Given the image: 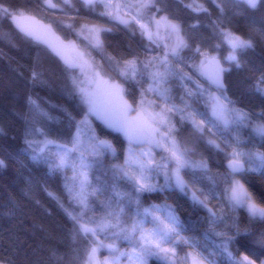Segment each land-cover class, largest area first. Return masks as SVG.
Listing matches in <instances>:
<instances>
[{"label":"snow or ice","instance_id":"obj_1","mask_svg":"<svg viewBox=\"0 0 264 264\" xmlns=\"http://www.w3.org/2000/svg\"><path fill=\"white\" fill-rule=\"evenodd\" d=\"M180 2L193 13L190 22L167 0H42L53 18L45 23L31 8L0 0V22L61 64L73 101L53 106L63 114L53 117L28 95L22 152L63 178L67 201L48 196L67 217L73 244L84 245L78 264H264V196L258 201L247 187L252 173L264 177V58L240 97L229 95L226 83L245 69L248 51L264 46V0H210L215 15L200 0ZM238 18L246 31L234 28ZM116 28L129 41L126 52L112 55L105 41ZM28 82L48 85L39 54ZM244 96L259 103L249 106ZM201 143L223 172L213 171ZM169 193L204 215L185 223ZM153 194L163 202L146 204ZM242 211L249 224L260 223L258 235L241 226ZM244 236L259 253L241 250ZM101 249L108 254L101 257ZM48 251V264H62L55 247ZM24 255L16 240L0 246V264H42Z\"/></svg>","mask_w":264,"mask_h":264},{"label":"trees","instance_id":"obj_2","mask_svg":"<svg viewBox=\"0 0 264 264\" xmlns=\"http://www.w3.org/2000/svg\"><path fill=\"white\" fill-rule=\"evenodd\" d=\"M14 3L23 4L32 9L33 14L43 19L45 23L52 22L51 14L40 7L42 0H13ZM189 3L191 0H183ZM206 4L215 15V8L210 0H200ZM170 10L190 22L193 13L184 8L180 0H167ZM259 20L260 13L254 14ZM202 21L207 22L206 16H201ZM247 22L241 18L234 25L236 30L246 31ZM259 26V25H258ZM55 31L63 38H69V34L61 26L53 23ZM205 35L210 33L205 32ZM70 38L76 39L75 35ZM129 37L127 33L116 28L106 37L105 47L112 55L127 51ZM77 42L84 47L82 40ZM39 54L42 67L46 71L48 85L45 87H31L28 82L30 69L35 57ZM93 56L104 62L101 56L93 51ZM264 58V46L258 45L254 51H248L243 56L245 69L234 70L226 78L229 86V95L240 97L246 90V77L253 75V69H259ZM65 79L61 64L51 57L44 48L37 47L26 41L18 29L8 21L0 22V160L4 166L0 167V246H6L13 240L21 244L24 256L35 262L48 264L49 248L55 247L62 255V264H78V258L83 255L84 245L73 244L68 235L69 222L63 212L56 207L55 202L48 196V191L55 192L67 201L63 191V178L52 176L44 164L33 163L26 154L24 148V116L28 114L27 96L32 95L38 103L53 117H62L63 114L55 105H63L71 108L73 101L65 94ZM245 104L254 106L259 99L242 97ZM57 127L56 124H52ZM190 129L185 126L183 134L187 135ZM258 142V138H257ZM119 147V145H117ZM199 151L209 158V165L213 171H224L222 166L214 162L212 152L202 143L198 145ZM70 175V171L68 172ZM251 183L247 184L249 191L260 201L264 196V177L259 173L249 176ZM47 189V191L45 190ZM167 202L172 204L181 220L188 223L196 220L198 215H204L202 211L194 212L191 202L178 193H169ZM162 203L163 197L153 194L145 199V203ZM11 211V215L7 214ZM241 226H247L251 231L259 234L261 225L259 222L249 224L247 214L240 213ZM202 229L197 227L195 234L199 235ZM18 238V239H17ZM241 250L252 248L257 253L260 249L253 243L252 236L240 238ZM179 251V249H178ZM150 264H157L152 260Z\"/></svg>","mask_w":264,"mask_h":264},{"label":"rangeland","instance_id":"obj_3","mask_svg":"<svg viewBox=\"0 0 264 264\" xmlns=\"http://www.w3.org/2000/svg\"><path fill=\"white\" fill-rule=\"evenodd\" d=\"M202 1V0H201ZM55 2H59V0H55ZM38 18V17H37ZM38 19H40V18H38ZM78 43V42H77ZM79 44V43H78ZM80 45V44H79ZM81 46V45H80ZM97 59V58H96ZM98 60V59H97ZM70 175H71V172H70ZM162 182V181H161ZM120 247H127V245H126V243L125 242H123V241H121L120 242ZM108 253H107V250H105V249H101V253H100V255H101V257H103L104 255H107Z\"/></svg>","mask_w":264,"mask_h":264},{"label":"water","instance_id":"obj_4","mask_svg":"<svg viewBox=\"0 0 264 264\" xmlns=\"http://www.w3.org/2000/svg\"><path fill=\"white\" fill-rule=\"evenodd\" d=\"M56 33H57V32H56ZM57 35H59V34L57 33ZM59 36H60V35H59ZM62 38H63V37H62ZM68 55L71 56V55H73V53H72V52H69Z\"/></svg>","mask_w":264,"mask_h":264}]
</instances>
